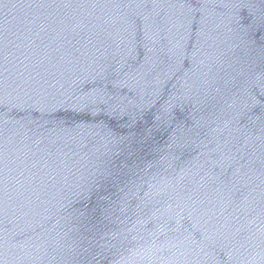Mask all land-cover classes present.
<instances>
[{
	"label": "water",
	"instance_id": "95a60500",
	"mask_svg": "<svg viewBox=\"0 0 264 264\" xmlns=\"http://www.w3.org/2000/svg\"><path fill=\"white\" fill-rule=\"evenodd\" d=\"M0 264H264V0H0Z\"/></svg>",
	"mask_w": 264,
	"mask_h": 264
}]
</instances>
